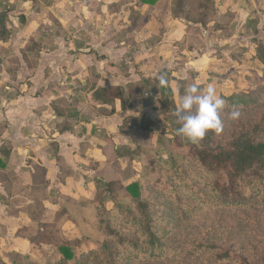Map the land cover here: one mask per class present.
Wrapping results in <instances>:
<instances>
[{"label": "trees", "instance_id": "obj_1", "mask_svg": "<svg viewBox=\"0 0 264 264\" xmlns=\"http://www.w3.org/2000/svg\"><path fill=\"white\" fill-rule=\"evenodd\" d=\"M6 1L0 0V4ZM134 1L139 8L149 6L150 9H154L161 0ZM169 10L174 19L207 25L215 19L217 3L216 0H171ZM198 10H201L203 15L199 19L193 16L196 12L198 13ZM8 12L9 10L7 14ZM130 18L133 23L144 20L139 12ZM7 22V15L0 17V40L4 42H8L14 36ZM247 26L248 21L244 27L248 29ZM41 49L42 43L30 38L22 50L24 61L31 65L29 62L31 56L39 60ZM257 56L264 64V46L261 43L258 46ZM12 60L8 71L15 78L20 64L17 59ZM124 64L122 69L126 70L128 67ZM161 74L168 75L166 71L159 75ZM159 75L157 77L142 76L138 83L128 85V90L119 86L91 87L89 84L79 85V90L76 88L78 93L92 92L93 100L101 105L110 106L111 114H113L114 103L117 100H120L125 108L124 95L126 94L130 106H134L135 101L131 102V100H135L136 95L142 100V106H149L154 100L150 95L154 85L161 96L168 100L172 90L169 84L166 87L159 85ZM79 96H82L81 100L84 99L83 94ZM221 98L227 101V109L233 105L239 109H245L254 107L264 99V96H256L249 102H231L227 96H221ZM53 109L57 116H65V109L61 106V102H55ZM104 111L106 110L104 109L102 113H105ZM69 116L78 118L79 113L77 110H72L69 111ZM220 118L223 123V132L218 140L214 132H209L205 136L208 144L204 148H198L190 143L182 144L179 137L176 138L180 147L189 146L184 159L193 160L203 175L198 173L197 169L193 170L195 172L184 169L165 183L161 180L152 183L155 189L164 191L165 203L158 202L156 195L145 197L138 181L124 185L121 180L107 181L103 175L94 176L95 201L101 197L100 202L105 204L110 199L115 203L116 208L113 214L107 215L105 211L109 210L106 206H104L105 211H103L104 208L96 211L97 208L94 207L95 221L91 219V210H93L91 207L92 204L94 206V202L80 208L83 209L82 211L89 210V215L86 216L80 211L79 219L76 220L74 210L77 207V200L67 196L62 206L55 210L53 221L44 220L48 208L41 194L45 192L49 182L46 180L47 170L36 165L29 194L32 204L22 210L30 224L21 227L17 231V236L25 233L23 238L34 249L43 247L57 249L61 257L50 264H194L193 259L200 260V264H264V215L259 214L264 211L261 210L264 209V114H258L249 120L239 118L227 127L223 122L222 114ZM76 124L75 122L67 123L65 120L58 131L61 133L72 131ZM180 127L181 123L178 122L177 130ZM5 130L6 125L0 124V137ZM141 130L144 133H151V129L143 126L141 122L136 124L126 122L121 127V132L125 135L127 133L128 136H132L130 131L140 132ZM106 142L108 144L104 148L106 156L108 147H114L117 158L123 157L124 150L133 152L124 146L115 148L111 139H106ZM5 148L1 150L3 153H6ZM108 157H110L109 154L107 160ZM0 163L5 168L1 160ZM57 163L62 172L60 178L63 181L67 177L74 176L62 157H57ZM1 176L7 179L6 189L9 190L10 187L13 189V175L9 177L8 174L3 173ZM196 176L208 177L209 181L200 185L195 181ZM210 176L213 178H209ZM13 179L16 180L15 176ZM183 193L188 199L183 198ZM212 214L222 221L226 216L234 215L239 229L228 228L229 231H226L224 226L218 228L202 226L205 223L202 217L210 219L208 215ZM69 222L76 228L86 225L92 231L102 235L104 239L100 248L79 256L75 255L74 249L81 244L84 237H71L59 227L60 224ZM247 222L257 225V228H250L247 231L248 235L251 231L255 235V242L248 243L243 240L242 227ZM247 233H244L245 237L248 236ZM12 254L15 255V263L19 258L22 263L27 261V255L18 252Z\"/></svg>", "mask_w": 264, "mask_h": 264}, {"label": "rangeland", "instance_id": "obj_2", "mask_svg": "<svg viewBox=\"0 0 264 264\" xmlns=\"http://www.w3.org/2000/svg\"><path fill=\"white\" fill-rule=\"evenodd\" d=\"M70 1L76 2V5H71ZM87 1L88 0H7L0 4V17L7 15L8 28L15 35L18 30L25 26L27 17L31 18L34 15V22L38 25L40 24L41 36L39 35V37L44 41V44H46L42 47L41 52H44L46 48L51 46L54 33L59 34V37L65 38L68 42L67 39L75 35V32H79V34L75 36L77 42L81 45L90 44V47H92L93 44L105 41L104 39L109 37L112 38V42L121 43L124 41L127 47H129L126 60L129 59L130 56L133 58L138 49L137 43L133 36L132 38H127V36L130 34L132 35L134 30L144 26L145 18L143 20L144 22L136 21L133 23L130 17H133L137 12L141 13V11L148 19L151 21L153 20L154 27H157L154 36H152L151 39L149 38L148 42L150 44H155L159 40H162L163 28L167 24V12L171 0H161L154 9L139 8L134 0H120L119 2H110V0H107L104 2L108 7L109 13L118 11L117 15H109L108 13L105 15L102 14L101 11H106L107 7H102L103 3L99 0H96L95 5H93L94 10L90 12L88 3H86ZM216 3L217 11L214 16L215 19L207 25L193 23L184 19H174L169 10L172 20L179 22L187 33L183 40L184 42L182 41L183 43H175L177 47V51L175 52H177V55L181 56V53L186 51H200L205 46V43H221L222 46H219L220 48L211 54V58L215 59V64H217V68L212 77L217 94L220 97L227 96L231 102H249L254 100L256 96H264V64L257 56L259 44L261 43V45L264 46V0H216ZM76 6L78 8L77 10H75ZM8 10L9 12L7 14ZM39 14L41 16H39L40 18H38V20L36 17H38L37 15ZM85 16L88 17V19H84ZM193 16L199 19L201 18L200 16L203 15L201 10H198V13L196 12ZM158 17H160V21ZM246 17L249 18H247L248 29L245 28L246 26L243 28L247 30V34L240 31ZM34 22L32 25H35ZM63 25L67 26V28L71 26L67 30H64ZM149 26H151V24H149ZM46 31H48V35L45 37ZM1 37L3 38V36ZM39 37L35 39L39 41ZM8 43L9 41L4 42L0 40V45H7ZM146 45L147 44H145V46ZM166 48L169 47L167 46ZM214 49L216 48L214 47ZM0 56H4L2 50H0ZM30 58H32V61L37 62V59L33 56ZM186 58L187 57L184 59ZM7 60L8 63H10L12 59L8 58ZM31 60H29V62H31ZM182 60L183 59H178V63H182ZM17 70H19V68ZM166 72L168 73V84L172 90V94L168 100L161 96V93L157 91L155 85V87L153 86L152 88L154 93H150L154 100L153 103L149 104L150 108H148L147 112L141 111L142 100L138 99V95L135 94V100H131V102L135 101V104L133 103L134 109H132V116L128 119V123L132 122L136 124L141 122L143 126L151 128V133H144L142 130L140 132L130 131L132 135H129L130 137L126 133V143L128 144L122 146L131 149L130 151L133 152L130 153L124 150L123 157L117 158L114 153V147H108L107 156L109 154L110 157L100 165L97 162L94 163V160H83L82 158V161L76 163L80 174L77 179H73L72 182H70L69 187L71 188L60 186L56 188L57 190L53 191V193L58 191L65 194L72 193L76 196L77 207L74 210L76 220L79 219L78 214L80 211L82 214L85 213L84 215L86 216L89 215V210L82 211L83 209L81 210L80 208L90 202H94V206L92 204L91 207L93 208V210H91V219H93V221H95L96 218L94 217L96 211L100 208H104V206L109 210L106 212L105 208L103 209L107 215H111L116 211L114 207L115 203L110 199L105 204L100 202L101 197L95 201L94 194L96 188L93 181L94 176L103 175L107 181L121 180L124 185H130L138 181L145 197L156 195V197H158V202L165 203L166 195L163 193L164 191L155 189L152 183L157 180H161L165 183L169 178L175 176L177 173H181L184 169L191 170V172H195L193 170L197 169V172L203 175L199 172L198 166L195 165L193 160L184 159L188 153L189 146L184 145L180 147L176 139L179 137L178 139H180L181 143L185 144L183 137L177 134L176 125L180 121L175 115V111L180 103L181 96L184 94L185 88L195 83L190 79V75L191 78H193L194 73L192 74L190 72L187 81L182 82L172 77L168 71ZM10 76L13 78V75ZM92 80L94 81L95 79ZM79 85L80 83L78 80L71 78V76H67L65 80L60 82L59 88L62 87L64 93H69L73 86L77 87L79 90ZM198 87L204 88L203 86ZM16 95L17 93L12 96ZM127 104H129V102L124 104L125 107ZM227 108L228 106H226L225 110L222 112V116L224 117L223 122L226 127L233 121L228 117L230 109ZM240 111V118L243 120H249L258 114H264V99L254 105V107L240 109ZM148 114L150 117L147 116ZM152 119H155V122H153ZM104 136L107 135L99 131L96 138L99 139ZM219 137L220 136L216 137V140H218ZM206 144H208V142L204 138L195 145L198 148H204ZM82 148L83 147L79 145L81 152L83 151ZM79 155H81V153ZM61 175L62 172L59 174V179L61 182H64L60 178ZM203 177L204 178H200L196 176L195 181L200 185L209 181L208 177ZM209 178L212 179L213 177L210 176ZM181 191L178 192L181 193ZM65 194L54 195L46 192L41 194L42 198L45 200V204L49 207L45 213L44 220L53 221L55 215L53 211L54 207H58V205H60V207L62 206L66 196ZM183 198H187L184 193ZM94 207L97 208L96 211H94ZM259 214L263 216L264 211H261ZM10 216L14 215L10 214ZM208 216H210V219L205 216L202 217L205 222L202 226L209 228L224 226L223 228H225L226 231H229L228 228L232 230L235 228H237V230L239 229L238 223L234 220L236 218L234 215L226 216L223 221L214 214ZM12 226L13 225L3 226L0 224V264H50V262L53 263L61 257V253L54 247H43L40 249L31 248L29 242L23 238L25 233H20V235L17 236L15 233L16 230ZM20 227H18V230ZM59 227L71 237H84L81 244L74 249V253L77 256L100 248L101 242L104 239L102 235L92 231L86 225L80 226V230L71 224V222L60 224ZM242 228L243 240L248 243L255 242V235L252 231L248 235L247 231L250 228H257V225L247 222ZM244 233H247L248 236L245 237ZM225 235L228 236V234ZM231 239H233L232 235ZM26 244L28 245V250H26L27 254H24L26 253ZM13 252L27 255L28 258L25 257L27 261L22 263L21 258H19L15 263V255L12 254ZM193 261L194 264H200V260L198 259H193L192 262Z\"/></svg>", "mask_w": 264, "mask_h": 264}, {"label": "crops", "instance_id": "obj_3", "mask_svg": "<svg viewBox=\"0 0 264 264\" xmlns=\"http://www.w3.org/2000/svg\"><path fill=\"white\" fill-rule=\"evenodd\" d=\"M99 1L103 3L102 7H107L104 3L107 0ZM119 1L110 0V2ZM86 3H88L89 11H93L96 0H88ZM70 4L76 5V2L70 1ZM143 8L150 9L149 6H143ZM77 9L76 6L75 10ZM101 12L104 15L107 13L117 15L118 13V11L109 13L108 7L106 11ZM141 14L145 18V25L132 30L133 34L127 36V38L134 37L138 49L134 57L130 56L127 60L129 47L124 41L112 42V38L109 37L90 47V44L81 45L77 42L75 36L79 32H75V35L67 39L68 42L65 38L59 37V34L54 33L51 46L44 52H40V59L37 62L30 58L31 65H29L23 59L22 50L30 38L35 39L40 35V24L34 22V15L31 18L27 17L25 26L17 31L7 45H0V50L4 53V56H0V124L6 125V130L0 137V160L5 165L4 168L0 163V175L6 173L9 177L10 175L15 176L16 179L12 177L14 188L10 187L9 192L6 189L7 179L0 177V224L13 225L16 234L18 227L30 224L22 210L32 204L29 194L36 165L47 170L46 180L49 184L45 192L63 195L65 193L55 191L56 194L53 191L60 186L69 187L70 182L78 178L80 171L76 163L82 161V158L83 160H94V163L97 162L99 165L107 161V156L104 154V148L108 145L106 139H111L115 148L128 144L126 135L121 132V127L131 118L134 106L127 104L123 108L122 102L117 100L114 103V113L111 114L112 108L95 102L92 92L78 93L77 88L73 86L69 93H64L62 87L59 88V86L65 77L71 76L78 80L81 86H87V84L91 87L103 88L119 86L125 90L128 85L138 83L142 76L155 77L163 71H168L172 77L182 82L187 81L190 72L194 73V77L191 78L190 75V79L198 86L206 87L209 83H214L212 77L217 64H215V59L211 58V54L222 46L221 43H205L200 51H186L179 56L175 52L177 51L175 43L182 42L187 33L179 22L172 20L169 10L167 24L164 28L161 26L164 30L162 40L155 44H150L148 41L154 36L157 27H154V21L148 19L142 11ZM37 16L38 19L41 15ZM247 18L244 19L240 28V31L246 34L247 30L243 27ZM84 19L88 17L85 16ZM158 20L160 21V17ZM33 22L35 25H32ZM63 28L68 29L64 25ZM46 35L48 31L45 37ZM39 39L42 47L45 46L44 41L40 37ZM167 46L169 48H166ZM87 48L90 52L85 51ZM8 58L19 61V70L15 78H12L8 71L11 66ZM178 59H183V62L178 63ZM123 63L128 67L126 70L122 69ZM15 93L17 95L12 96ZM80 93L83 94V100H81L82 96H79ZM150 93L153 94V92ZM124 100L126 103L129 102L127 94L124 95ZM55 102H61V106L65 109V116L55 114L53 109ZM148 108L150 106H141V111L147 112ZM104 109L106 111L102 113ZM72 110L78 111V118L69 116V111ZM147 116L150 117L149 114ZM65 120L67 123L77 124L74 130L61 133L58 128ZM154 120L152 119L153 122ZM99 131L107 136L97 139ZM79 145L83 147L82 152ZM3 147H6L4 149L6 153L1 151ZM58 156L63 158L74 174V176L67 177L64 182L59 179L61 171L57 163ZM65 195L76 199L72 193ZM59 207L60 205L54 207L53 211L55 212ZM26 250H28V245L25 247L26 253L24 254H27Z\"/></svg>", "mask_w": 264, "mask_h": 264}, {"label": "clouds", "instance_id": "obj_4", "mask_svg": "<svg viewBox=\"0 0 264 264\" xmlns=\"http://www.w3.org/2000/svg\"><path fill=\"white\" fill-rule=\"evenodd\" d=\"M158 80L161 87H166L169 83L166 74L159 75ZM226 106L227 101L217 94L214 83H209L204 88H199L196 84L188 85L175 111L181 123L177 134L192 143L203 140L209 132L219 136L223 132L220 117ZM240 116L239 107L231 106L229 119L236 121Z\"/></svg>", "mask_w": 264, "mask_h": 264}, {"label": "water", "instance_id": "obj_5", "mask_svg": "<svg viewBox=\"0 0 264 264\" xmlns=\"http://www.w3.org/2000/svg\"><path fill=\"white\" fill-rule=\"evenodd\" d=\"M86 52H90V49H87V50H85ZM183 141L185 142V143H190V144H197L198 142H196V143H192V142H190L189 140H187L186 138H184L183 137Z\"/></svg>", "mask_w": 264, "mask_h": 264}]
</instances>
